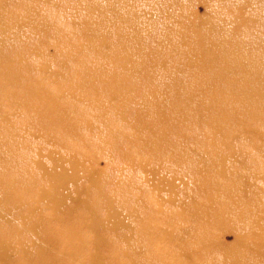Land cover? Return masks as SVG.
<instances>
[{
    "label": "rangeland",
    "instance_id": "rangeland-1",
    "mask_svg": "<svg viewBox=\"0 0 264 264\" xmlns=\"http://www.w3.org/2000/svg\"><path fill=\"white\" fill-rule=\"evenodd\" d=\"M183 3L185 6L192 5V9L188 12L189 15L177 14V19H180L181 24L186 26L187 32L205 39L214 37L219 40V45L232 44L229 47V53L231 58L237 60L235 62L238 63L232 72H237L238 77L248 79L244 83H246L245 87L250 97L239 101L238 97L243 90L239 85L242 83H233L226 87L225 97L243 108L244 111L252 110L251 113H246L244 121L249 120L253 113L256 116L253 120L254 124L247 127L251 138L238 142L242 143L245 149L241 150L237 147L236 151L247 153L245 150L248 149L251 151L249 157L258 158L259 163L264 167V125L258 124L264 119V106L262 105L264 104V47L260 48L255 57H250L251 53L258 48H250L242 43L253 41L252 39L264 33V0H184ZM47 9L44 8V11H48ZM77 33V30L70 29V36L79 44ZM33 34H35L32 36L35 38L32 42L33 48H41L42 43L56 42L51 37L46 38L44 42L39 34ZM259 42L264 44L262 39ZM17 48L18 44L17 46L10 44L8 48H1L0 57L15 56ZM103 48L107 50L108 45L104 44ZM49 52L50 58L45 59L46 68L42 60L34 53L26 55L23 63L16 62L17 68H20L22 72L20 81L5 83L0 75V92H13L20 89L26 96L30 89L41 85L42 90L54 93L62 101H71L82 92L86 96L87 93H92V88L83 87L82 91L77 83L67 80L66 77L77 73L74 70L60 68L57 66L58 63L53 62V58L64 59L61 54H53L56 52L53 46L49 47ZM207 58L208 65L210 58L208 56ZM217 68L222 78L230 75L223 73L226 67L218 66ZM56 72L60 74V77H55ZM129 83L132 84L131 81ZM92 84L94 87H99L101 82L96 78L92 80ZM132 85H137L144 92L152 89L157 91L159 88L157 85H152L144 89L137 81ZM217 87H222V85ZM103 96L110 103L120 102L118 96L114 98L115 101L109 94ZM208 100L207 97L205 102ZM23 101L21 99L22 103L15 107L13 99L5 97L0 103L1 151L8 149L7 146L15 145V153L26 155L30 163L36 160L37 152L46 156V153L53 149L64 159H70V155H75L84 165L90 162L104 168L92 176L80 174L56 187L53 194L60 198L58 204L39 195L41 188L47 187L50 183L47 176H40L36 179V191L34 180L28 177L26 179L28 189L16 190L14 202L4 204V200L0 198V240L8 241L7 246L10 248L6 258L0 255V264H48V262L52 264H140L141 260L144 264H149L150 261H153L150 264H196V257L201 252L193 248L192 244L202 242V239L197 238L199 235L196 236L199 234L198 231L203 234L201 230L208 231L209 229L216 233L214 239L221 242V248L233 255L234 258L230 259L236 261L233 264H263L264 254L258 248H253L255 244H264L261 241V239L264 241L263 183L259 181L257 184L250 183L244 186L242 185L243 174L234 172V177L239 183L238 187L229 190L224 198L223 186L232 185L234 182L232 175L228 178L221 177L224 172L214 167V163L206 165L207 171L203 173L201 179L187 172L191 169L203 168L202 164L195 166L193 161L198 162L208 158L207 155H203L207 150L204 144L208 135L216 141L222 138L220 137L222 132L234 137L235 127L226 124L223 127L217 126L210 129L206 126L207 117H205L208 116L210 107L213 106L220 110L222 116L223 114L230 115L232 111H237L231 104L220 107L215 101L216 103L209 106L208 103L199 101L194 103L193 108L197 106L194 110L187 105V110H185L189 116L187 120L180 115L177 121H168L169 126L164 128L169 129V132L179 131L182 136L184 133L187 134L188 140L184 141L182 137L177 138L178 153H183L181 146L184 143L189 146L191 143L194 144L189 152L190 159H181V162H174L169 150L159 151L156 148V153H160L159 157L156 158V162L152 161L149 167L162 170L169 178L175 179L173 188H158L157 181L152 179L140 161H144L146 155L143 151L139 154L141 150L135 144H144L147 133L135 132L132 129L133 114L130 110L120 112L110 108L104 123L97 119L94 120L93 133L86 126L83 127V122L74 131H63L65 144L62 145V138L55 128L58 123L56 126L50 122L49 124L28 123L30 120L28 114L33 111L23 107ZM254 103L256 106L253 105ZM184 105L186 102H183ZM174 108H178L177 105ZM193 111L197 114L194 113L196 115L192 119ZM86 112L91 113L92 109ZM2 115L8 116L12 120V125H7L9 121L3 119ZM68 116L74 117L75 115L68 114ZM217 116L219 117V114ZM56 119L60 120L59 117ZM109 128H116L118 135L122 137L120 144H115L105 151L113 153L102 158L103 155L96 156L88 152L91 151L89 149H93L87 147L90 140L97 144L95 132L102 134ZM252 130L262 136L259 138V135L254 134ZM14 136L16 142L13 141ZM76 136H88L87 138L91 139L86 138L84 144L75 145L71 140ZM169 138L171 139L172 136ZM254 139H257L259 143V149L255 151L251 147ZM224 145L225 143L222 142L218 144V147L222 148ZM96 149H99L98 146ZM99 150L91 152H102ZM122 150L125 151L120 154ZM2 154L0 155V184L6 170L5 162L2 161L6 152L2 151ZM224 156L229 158L228 164L233 165L232 169L236 170L235 167L240 164L237 156L231 158V153H225L221 157L224 158ZM234 158H236L235 161ZM43 161L47 166L52 167V162L48 157H43ZM26 164H28L27 160ZM65 167L70 169V163L65 162ZM61 170V167L55 168L56 175ZM9 173L7 175H10ZM128 175L135 179L136 185L132 188L140 187L143 194L137 190L131 196L114 193V190L118 188V182ZM216 178L217 181H215ZM251 201L252 204H249ZM232 202L239 204L231 205ZM216 206L220 207V211L225 208L234 212L237 206L240 207V211L241 206H244L246 215L242 217V222L234 223L235 227L226 225L219 228L213 225L215 220L212 219ZM2 209H7L6 213H2ZM258 216L262 220L252 225ZM198 218L201 224L193 226L192 221ZM36 224L40 225L37 228L38 231L31 232L27 229ZM24 225L27 227L25 228ZM239 227H241L240 231ZM70 236L73 239L67 241ZM191 237H195V240ZM201 237L204 240V235ZM206 241L208 240H204L203 243Z\"/></svg>",
    "mask_w": 264,
    "mask_h": 264
},
{
    "label": "bare ground",
    "instance_id": "bare-ground-1",
    "mask_svg": "<svg viewBox=\"0 0 264 264\" xmlns=\"http://www.w3.org/2000/svg\"><path fill=\"white\" fill-rule=\"evenodd\" d=\"M17 1L0 0V49L8 48L10 44L13 46L18 44L15 56L0 57V75L3 77V81L5 83L20 81L22 72L15 63H23L24 57L32 53L42 60L43 66L46 68L45 59L50 58L49 47L53 46L56 51L53 54H61L64 57V59L53 58V62L58 63L57 66L60 68L69 71L74 70L77 73L66 77V79L77 83L82 91L87 86L92 88V93H87L86 96L82 92L71 101H62L54 93L42 90L41 85H39L30 89L26 96L24 91L21 92L20 89L13 92H0V103L5 97L11 98L14 101L13 105L16 107L22 103L21 99H23V107L33 111L28 114L30 119L28 123L49 124L50 122L54 126L58 123L55 128L62 138V145L65 144L63 131H74L83 122V127L86 126L93 133L92 124L94 120L97 119L104 123L110 108L120 112L130 110L133 114L132 129L135 132L147 133L144 144H135L141 150L139 154H142L143 151L146 155L145 160L140 161L143 168L150 173L152 179L157 181L158 188H173V180L175 179L169 178L162 170L149 167L150 163L152 161L156 162V158L159 157L160 153H156V148L159 151L169 150L174 162H181V159H190L189 152L194 144L191 143V146H189L184 143L181 146L183 153H178L177 138L182 137L184 141L188 140L187 134L184 133L182 136L179 131L169 132V129L164 128L169 126L168 121H177L180 115L184 117V120H187L189 118L185 111L187 105H189V108H193L194 103L205 102L207 97L209 100L205 103H208L209 106L216 102L220 107L231 104L237 111H232L230 115L223 114L222 116L220 110L213 106L210 107V112L205 117H207L206 126L210 129L217 126L223 127L226 124L235 127L234 137L233 135L231 137L230 135L227 136L222 132L220 137L223 139L216 141L215 138H210V135H208L204 144L207 150L203 153L208 158L203 161H193V164H196L195 166L202 164L203 168H200L201 170L191 169L187 172L195 174L201 179L203 173L207 171L206 165L214 163V167H218L224 172V175L220 173L223 175L221 177L228 178L232 175L234 178L232 185L225 184L223 186L224 198L229 190L238 187L239 183L234 177V172L243 174L242 185L244 186L250 183L257 184L259 181L264 185V167L261 166L258 158L249 157L251 151L248 149L245 150L247 153L236 151L237 147L241 150L245 149L242 143H238L239 140H249L251 138L247 127L254 124L255 113L252 114L249 120L244 121L243 118L246 113H251L252 110L244 111L243 108L238 107L225 97L226 87L233 83H242V85H239L243 89L238 97L239 101L250 97L245 87L246 83H244L248 79L238 77L237 72H232L238 64L235 62L237 60L231 58L229 53V47L232 44L222 43L219 45V40L214 37L205 39L185 30L186 26H183L181 20L177 19V14L189 15L188 12L192 9V5L185 6L184 0H58V3L54 0H19L22 1L21 3ZM44 8H48V11H44ZM54 16L56 18H53ZM70 29L78 31L79 44L70 36ZM33 33L39 34L44 42L48 37L55 39L56 42L42 43L41 48H33L32 42L35 40V38H32L35 35ZM261 39L264 40V33L252 39L253 41L242 42L245 44L244 46L258 48L251 53L250 57H255L260 48L264 47V44L259 42ZM104 44L108 45L107 50L103 48ZM207 56L210 58L208 65V62L206 63L208 61ZM218 66L226 67L223 73L230 75L222 78ZM154 71L156 73L160 72V74L158 73L160 76ZM55 77H60V74L56 72ZM96 78L101 82L99 87H94L92 84V80ZM130 81L132 84L135 81L139 82L144 89L152 85H157L159 88L157 91L152 89L144 92L137 85L129 83ZM220 85L222 87H217ZM107 94L113 101L118 96L120 102L110 103L109 100H105L103 95L106 96ZM183 102H186V105L183 106ZM176 105L178 108L175 109L174 106ZM253 105L256 106V103ZM262 105L264 106V104ZM89 109H92L91 113L86 112ZM194 113L196 111H193ZM68 114L75 116L69 117ZM196 114L192 115V119ZM217 114H219V117ZM2 116H4L3 119L9 121L7 125H12V120L8 116ZM220 116L221 120L219 121ZM56 117H59L60 120H57ZM177 124H181V122H177ZM258 124L264 125V119ZM238 125L240 126L239 130ZM252 132L254 133V130ZM95 133L97 144L90 140L87 147L93 148L89 149L91 151L100 149L99 151L102 152H88L96 156L98 154L103 155L102 158L113 153L105 152L106 149L112 148V146L120 144L122 141V137L118 135L116 128H109L102 134ZM254 134L259 135V138L262 136L258 133ZM170 136L173 139H170ZM87 137L76 136L71 141L75 145H80L84 144V139ZM254 140L251 144L253 151L259 149L257 139ZM13 141L16 142L15 136ZM222 142L225 145L219 148L218 144ZM97 146L99 149H96ZM0 147H2L1 141ZM14 147L15 145L12 147L7 146L8 149L2 150L6 152L2 160L5 162L6 170L2 175V183L0 184V198L4 200V204L15 201L14 194L16 190L28 189L26 184L28 177L34 180V190L36 191V179L40 176H47L50 183L47 187L41 188L39 195L58 204L60 198L53 194L56 187L80 174L92 176L104 168L90 162L88 165H84L79 157L76 158L75 155H70V159H64L53 149L48 151L46 156L37 152L36 160L29 163L28 157L17 155ZM2 151L0 149V155ZM124 151L122 150L120 154ZM225 153H231V158L237 156L240 164L235 167L236 170L232 169L233 165L228 164V157H221ZM203 155L201 154V157ZM43 157H48L51 160L52 167L44 163ZM26 160L29 165L26 164ZM233 160L235 161L236 158ZM65 162L70 163V169H66ZM60 167L62 170L56 175L55 168ZM261 171L263 173L255 175V173ZM7 173L10 175H7ZM217 180L216 178L215 181ZM133 185H136L134 177L125 176L118 182V188L114 190V193L118 192L122 196H131L137 190L143 194L140 187L138 189L136 187L132 188ZM234 204L239 203L232 202L231 205ZM249 204H252V201ZM222 210L220 211V207L216 206L212 214V219L215 220L213 225L219 228L226 225L235 227L234 223L242 222V217L246 215L244 206H241V211L239 206L235 208V212L225 208ZM6 211L7 209H2V213H6ZM260 220L262 218L258 216L252 222V225L254 223L258 224ZM192 223L193 226L201 224L199 218L193 220ZM262 223L264 224V219ZM39 226V224H36L29 226L27 229L36 232ZM24 227L26 228L27 225H24ZM238 229L240 231L241 227ZM201 231L203 234L198 231L199 234H196V236H199L197 238L202 239L201 243L204 240L208 241L203 244H192L193 248L201 252L196 257L197 263L233 264V262H236L230 260L234 257L221 248V242L214 239L216 237L215 232L210 229ZM203 235L204 240L201 237ZM71 239H73L72 236L68 237L67 241ZM191 239L195 240V237H191ZM261 241L264 243L262 239ZM7 245H9L8 241L0 240V255L3 258H6L10 250ZM253 248H258L264 254V244H255ZM141 257L145 258L144 255H141ZM143 261L147 262V260ZM150 262L153 263V261ZM48 264L52 263L48 262ZM140 264H144L142 260Z\"/></svg>",
    "mask_w": 264,
    "mask_h": 264
}]
</instances>
